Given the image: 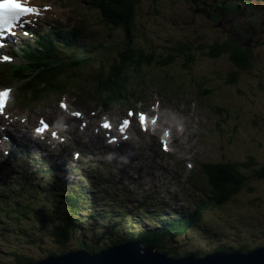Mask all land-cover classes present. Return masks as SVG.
I'll return each mask as SVG.
<instances>
[{"label": "rangeland", "instance_id": "rangeland-1", "mask_svg": "<svg viewBox=\"0 0 264 264\" xmlns=\"http://www.w3.org/2000/svg\"><path fill=\"white\" fill-rule=\"evenodd\" d=\"M87 6L88 0H66L64 10L56 11L54 6V14L57 12L60 22L84 26L91 42L113 41L112 45L117 46L126 39L118 29L111 30L100 24L95 12L89 13ZM135 23V43L143 50H155L157 61L168 57L169 48L183 49L184 46H188V51L183 54L191 57H176L175 63L167 67L154 66L141 72V76L148 77L146 83L153 86L139 104V111L159 117L158 124L151 125L150 132L133 128L131 138L112 144L111 149L106 147L108 137L104 134L103 141H99L97 134L102 121L119 122L127 109L122 105L118 109L109 107L111 104L106 108L104 101L93 94L99 78L92 74L85 76L88 80L81 85L83 91L68 93L67 97L77 100L64 98L51 106L43 103L19 109L20 114L26 115L30 127L37 125L40 117L49 116L52 122L61 114V101L67 103L68 109V103H71L84 112L83 119L88 125L85 133L90 137L85 134L71 136V140L62 144V150L69 151V162H66L81 167L79 172L96 169L89 176L93 177L95 188L86 192L89 196L85 205L91 208L90 212H104L105 215L101 220L96 217L100 226L93 233L89 232V238L93 236L95 239L91 240L102 241L104 239H97L101 237V231L115 229L114 236L122 234V230H127L128 235L144 234L147 227H154L159 207L164 211L184 212L176 218L171 216L173 220L186 219L195 208L189 205V209H185L184 204L190 198H184L183 193L189 192V196L196 193L198 198H204L207 190L217 189L205 165L231 161L240 164L239 170L246 176L250 177L255 171L262 176L248 180L246 186H252L254 190L249 192L245 186L222 205H213L205 199L209 205L203 210L202 219L189 227L184 235L166 237V244L181 257L190 253L204 257L222 247L248 246L250 250L263 247L264 0H142ZM226 43L242 48L249 63L239 62L232 49L223 47ZM216 47L219 49H214ZM243 48L251 50L252 54H247ZM184 63L188 65L186 69L182 67ZM165 72L169 78H174L166 80L167 86H162L160 79ZM134 77L139 76L135 74ZM16 86L15 83L14 88ZM18 94L13 93L14 102H19L14 99ZM92 123L94 125H90ZM24 131L26 134V129ZM21 135L17 134L16 138L22 140ZM75 138L81 142L76 144ZM22 145L35 150L43 165L54 163L59 166L65 161L58 148L53 150L49 146L46 152L55 155L46 157L31 144L4 143L0 148V163L9 162L2 158V152L6 154ZM77 153L81 154L80 159L85 164L76 162ZM92 159L97 163H92ZM248 162L253 164L241 166ZM85 178L89 179L87 175ZM72 180L71 183L79 186L71 191L79 194L83 182L78 183L76 175L70 177ZM3 183L9 184L7 191L19 185L11 172L0 174V185ZM52 189L56 193L55 197L50 196L54 202L50 203V198L46 197L44 203L51 205H42L48 209L41 212V216L37 211H30L31 205L23 202L22 194L2 196L4 190L0 189V203L4 202L3 210H0V264H15L13 253H25L33 258V262H40L46 257L80 249L81 239L77 237H71L67 247L60 249L53 235L54 225L46 216L59 224L63 219H57V216L68 218L76 214L78 218L83 215L78 221L81 225L88 223V212L83 208L67 212L64 204H58L56 200L59 195H64L66 186L56 181ZM20 210L25 217L18 216Z\"/></svg>", "mask_w": 264, "mask_h": 264}, {"label": "trees", "instance_id": "trees-1", "mask_svg": "<svg viewBox=\"0 0 264 264\" xmlns=\"http://www.w3.org/2000/svg\"><path fill=\"white\" fill-rule=\"evenodd\" d=\"M141 1L142 0H94L93 9L99 15L98 21L111 30L118 29L126 39L117 46H113L112 44H107L106 46L102 45L101 49L105 50L102 52L101 49L96 46V52L94 51L93 53L87 55L83 54L81 51L79 52L78 50L71 53L66 51L50 53L46 50L44 53L45 57H41L33 62L32 69L35 74H37L38 66L42 65L40 73L34 77L36 81L33 83V87L36 92L39 93L43 89L54 91V94H57L59 91L65 92L67 87H70L68 85L74 83L80 85V82L85 79L81 74L86 72L91 67L96 66L94 74L97 79H99L94 91L98 94L105 95L108 92L113 93L112 90L123 91L130 85H141L147 79V76H141V72L144 69H149L154 66L167 67L175 63L174 60L176 57L180 56L181 58L190 59L191 57L183 54L188 51V46H184L183 49L174 48L171 50V48H169L168 57L157 61V52L155 50H143L135 43V20L137 18V8L141 4ZM70 41L74 40L70 39ZM65 44L66 46L71 45L69 42ZM223 47L225 49H232L238 57L239 62H242L243 64L245 63V65L249 63L250 59L248 60V55L241 51L242 48L234 46L231 43H226ZM214 49L219 48L216 47ZM244 50L248 51L247 54H252L251 50L246 48ZM104 54L106 57H103ZM111 58L112 60H110ZM182 67L186 69L188 67L187 63H184ZM129 69H131L132 72ZM130 73H132V76H130ZM133 74H137L139 77L135 78ZM168 75L169 74L165 72V75L162 76V79H160L161 84L163 83L162 86H167L165 81L174 78H169ZM36 85H38V87ZM40 86L46 88H40ZM47 95H51V93H48ZM249 163L253 164L252 162H248L242 164L241 166L250 167L251 165ZM239 167L240 164L231 161H220L218 163L205 165V168L211 173L217 187V189H214L213 191V196L210 197V201H212L213 205H222L229 202L232 197L239 194L243 190L250 178L253 180L262 177L258 174V171L251 174L250 177L246 176L239 170ZM83 182L84 185H82V187H84V189H79V194L63 195L62 197L64 200L61 198L60 202L61 204H64L67 212L71 210H81V208L86 210L88 212L86 215V218L88 219L87 224L82 223L79 225L81 222L78 221L80 218H83V215L78 218L76 217V214H71L68 218L57 216V219H63V221H60L61 223L59 224H56V221L53 218H50V216H46L49 218L48 220L52 222L51 224L54 225L55 231L53 235L56 238L57 243L61 244L64 248L67 247V244L71 241V237L81 239L80 246L86 247L92 253H97L103 249L131 241H138L145 247L154 246L158 251L171 257H181L175 249L170 248L166 244V237H174L176 234L184 235L188 231L189 227L198 223L201 219L203 210L208 207L205 201L200 204L196 214L190 215L186 219L182 220H173L170 216L165 215L164 213H159L157 221H154L153 223L154 227H147V232L144 234H139L137 236L133 234L128 235L126 233L127 230L125 232L122 230V234L114 236L112 233L117 230L115 229L108 230L107 232L101 231L100 233L102 235L97 239L104 240L93 241L91 239L95 238L93 236L89 238V232L93 233L94 230L98 229L100 226L96 223V217H100V213L90 212L91 208L88 205H85L89 196L86 192L94 189L95 187L94 184H90L92 180H85ZM246 190L251 192L254 189L252 186H249ZM51 195L52 190H47V196L50 197ZM80 203H82V206H79ZM29 205H31L30 211H37L36 213H38L39 216L43 214L41 212H45L48 209L46 206H42L43 203L30 202ZM21 211L22 210L18 211V214L21 217H25ZM173 215L175 218L178 217L174 212ZM158 219L161 221H158ZM73 231L74 233H72ZM74 234H77V236ZM236 250H240L241 252L247 251L242 247L237 248ZM216 251L230 250L226 249V247H222L216 249ZM195 255H197V253ZM14 258L16 264H29L34 261L32 258H29L28 256L26 257L24 254L15 255Z\"/></svg>", "mask_w": 264, "mask_h": 264}, {"label": "water", "instance_id": "water-1", "mask_svg": "<svg viewBox=\"0 0 264 264\" xmlns=\"http://www.w3.org/2000/svg\"><path fill=\"white\" fill-rule=\"evenodd\" d=\"M29 264H264V247L248 253L215 252L204 257L189 255L173 258L155 251L152 246L142 247L139 242H130L99 253L83 248Z\"/></svg>", "mask_w": 264, "mask_h": 264}, {"label": "snow or ice", "instance_id": "snow-or-ice-1", "mask_svg": "<svg viewBox=\"0 0 264 264\" xmlns=\"http://www.w3.org/2000/svg\"><path fill=\"white\" fill-rule=\"evenodd\" d=\"M39 11L37 8L33 6H29L28 0H0V29L4 31H10L16 28L18 25L23 27L24 18L32 17L35 15H39ZM27 35V33H24ZM2 39V37H0ZM0 46H3L0 44ZM5 60L8 58L5 57ZM9 98V90L5 89L0 91V114L3 113L6 102ZM61 107H65V105H61ZM74 115H79V113H74ZM129 117L133 115V113H128ZM145 116L143 113L139 114V122L140 126L143 129L145 127ZM154 122V121H153ZM129 123L128 120L123 121L122 126H127ZM104 127H110L107 123L103 125ZM164 150L167 151V145H163Z\"/></svg>", "mask_w": 264, "mask_h": 264}, {"label": "bare ground", "instance_id": "bare-ground-1", "mask_svg": "<svg viewBox=\"0 0 264 264\" xmlns=\"http://www.w3.org/2000/svg\"><path fill=\"white\" fill-rule=\"evenodd\" d=\"M54 68V67H53ZM104 122V121H103ZM108 147H110V149L112 148V146L111 145H107ZM27 151H28V149H27ZM28 156H31L30 155V153H29V151H28ZM108 178V177H107ZM105 193V192H104ZM2 212V211H1ZM4 213V212H3ZM2 216H4L3 214H1ZM7 216V215H6ZM1 221V220H0Z\"/></svg>", "mask_w": 264, "mask_h": 264}]
</instances>
